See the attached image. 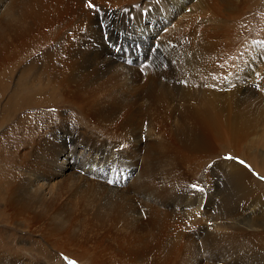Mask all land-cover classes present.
Segmentation results:
<instances>
[{
	"label": "bare ground",
	"instance_id": "1",
	"mask_svg": "<svg viewBox=\"0 0 264 264\" xmlns=\"http://www.w3.org/2000/svg\"><path fill=\"white\" fill-rule=\"evenodd\" d=\"M138 1L12 0L3 11L0 21V124L10 121L13 125L9 129L11 134L24 133V136H18L15 145L26 137L28 141L33 140L34 129L43 128L41 136L44 146L26 157L31 161L29 166L26 163L14 170L10 169L12 165L6 164L7 176L3 182L0 181V202H5V211L0 208V221L11 222L10 225L25 233H29L27 230L37 225L35 223H40L38 232L42 239L47 240L45 243L53 242V248L58 246L59 249L48 252L46 246L40 245L37 249L43 261L27 262L24 256L20 257L12 251L10 236L4 235L0 238V264H66L56 255L65 256L69 261L75 259L77 263L81 260V264H190L189 245L184 247L188 249L187 255L183 259L178 257L184 250L182 243L178 242L181 239L180 223L191 225L190 216L200 213L195 211V214L190 215V211H187L191 203L190 195L182 194L184 202L177 201L175 206L185 213H170L168 222L156 218L162 214L161 205L165 204V201L160 203V199L167 197L174 201L176 195L173 190L143 184L145 170L156 166L161 168L162 164L154 158L156 150L150 153L147 150L159 147L160 144L150 139L154 133L150 124L136 125L133 124L134 118H130L134 115V111L132 115L129 114L133 108L130 102L136 100L139 90L164 91L167 96L169 93L165 90L171 86L172 89L181 87L177 94L183 95L184 101L192 102L191 107L171 115L178 120L175 127L178 145L184 147L182 151L190 155V161L195 165L197 161L218 159L214 156L223 157L227 150H233L245 158L247 166L223 161L208 167L216 178L228 175L227 184L231 194H225L222 198L228 215L240 212V205L248 203V195L254 186L257 190L255 178L251 180L254 183H251L248 177L253 171L264 176V154L252 157L255 150L264 145L263 141H257V138H264V128H261L264 127V71L259 70L260 67L257 68L255 60L250 57L255 56L252 47L244 58L240 55L249 69L246 71L245 68L227 87L216 80L215 90L191 94L190 87H187L190 75L202 74L208 77L207 71L215 75L223 71V80L225 74L233 72L230 68L212 71L207 66L210 65L207 63L209 57L217 55L214 42L216 35L213 33L208 36L209 31L199 25L194 14L181 16L180 12H173L182 0H165L149 12L145 9L148 12L146 17L135 5ZM190 1L186 0L189 4L193 2ZM204 1L205 4L197 1L196 5L191 6L214 12L220 9L236 11L239 8L235 0ZM254 4L255 0H247L249 12ZM92 5H96V8L93 6L94 10L91 9ZM190 8L186 7L185 10ZM177 14L179 22L170 26V17ZM133 15L136 18L134 20ZM159 17H163L162 21L165 22H157L155 19L161 20ZM226 23L229 26L225 27V32H232L231 28L243 32L248 28L244 25H250L242 24V19L231 17ZM159 29L163 32L160 33ZM161 34L166 35L163 37ZM191 37L195 40L190 41ZM120 45L121 50L124 49L123 54L117 49ZM145 46L150 48L143 50ZM174 46L179 49L177 54L173 50ZM138 48L143 52V57L137 61L139 65L135 68L134 55L139 51ZM202 50L204 55L201 57ZM121 56L125 60H121ZM131 85L138 91L133 90ZM197 85L199 81L196 78ZM120 110L122 114H128L117 128L123 129L125 138L128 136L129 141L138 148L136 156H144L147 163L141 168L144 171H139L131 179V169L127 166L124 170L118 169L115 164L122 163L121 155L110 156L105 148L93 147L92 137L80 130L84 123L94 119L99 132L109 136L111 134L101 126L107 121L109 123ZM188 115H191L192 129L189 128ZM139 116H136V120ZM2 152L5 150L0 149V158L5 155L6 162H10V155ZM108 161L114 162L109 171L106 167ZM31 167L37 171L45 168L47 172L39 175L33 171L22 180L19 169L26 173L32 171ZM125 170H129V173ZM91 173H100L98 177L106 183L96 180V176H87ZM107 174H110L108 178ZM111 174L125 177L128 180L127 187L116 188ZM57 177L63 180L56 181ZM36 178H44L46 182H32ZM130 186L141 193L149 189L151 199H158H149L148 205L142 203L141 207H137L127 199L131 193L124 192ZM28 189L32 192L26 194ZM63 197L70 204L61 202ZM116 198H125L129 204L113 203ZM170 200L166 205L172 207ZM193 200L203 204L202 198ZM153 201L159 203L158 210ZM74 209L94 216L101 224L102 221L109 223L110 220L106 218L112 219L113 211L116 210L118 218L131 225L136 232L125 231L120 241L116 240L122 243L123 249H111V245L102 246L103 242H97L98 246L94 249L93 245L82 249L84 256L74 257L69 249L74 243L76 246L79 242L83 244V241H79V234L74 235L69 229L71 220L76 219ZM142 209L148 215L152 214L153 222L147 223V231L140 219ZM243 214L248 218L247 226L254 233L264 232V222L250 221L252 208ZM175 220H180V223H173ZM213 233L214 229L207 239H203L210 241L207 248L209 251L204 250L208 260L206 264H264V234L255 233L252 237L251 254L239 251L236 255H230L225 252L219 254L223 250H217L223 246L226 238L222 236L213 239ZM228 243L226 246L224 243V249L228 248Z\"/></svg>",
	"mask_w": 264,
	"mask_h": 264
},
{
	"label": "rangeland",
	"instance_id": "2",
	"mask_svg": "<svg viewBox=\"0 0 264 264\" xmlns=\"http://www.w3.org/2000/svg\"><path fill=\"white\" fill-rule=\"evenodd\" d=\"M11 1L12 0H0V21L2 19L3 11L5 10L7 5ZM164 1L165 0H140L135 5L138 7L139 11L142 12V15L146 17L149 11L159 6L160 4L164 3ZM169 1L172 2V0H169ZM182 1L180 2V4H178L177 7H174L175 9H173V12H177V13L180 12L179 14H181V16L194 14L198 18L199 25L204 26L209 31L208 36L212 35L213 33L216 35L214 42L217 45L216 47L217 55L215 57H212V56L209 57V62L207 63H209L210 65H207V66L208 67L210 66V69L212 71H217V70L222 71L224 68H230L233 71L230 74H225V77H223V80L221 78V73L223 71L219 73L218 75L211 74L207 71L208 77H205L202 74L190 75V84L187 85V87H190L191 94L203 93L209 90H215L216 80L217 82L227 87L230 84V82H232L237 76L242 74V71L246 68L245 62L242 60L240 55H242V57L244 58L245 55H247L248 52L251 51L250 47H252V51L255 53V56H250V55L249 56L253 60H255L257 68L260 67L259 70L264 71V66H262V63H264V48H261L262 45L264 46V0H255V4L250 12L248 11L247 0H235V2H237L239 5L238 10L236 11H227V10L220 9L218 10V12H214L212 10H200V9H197L191 6V5H196L197 1L200 4H205L204 0H191L193 2L190 4L187 3L186 0H182ZM215 1L216 0H214V2ZM109 3L110 2L107 3V6ZM96 5H92L91 9L93 8L92 10H94V7L96 8ZM186 7H191V8L188 10H185ZM145 9H148V12L144 11ZM179 14L170 17L169 19L171 21L170 26H174L175 24L179 22V19L178 20L176 19V17H178ZM229 17L242 19V24H250V25H244L245 28L247 27L248 28L244 30L243 32H237L235 28H231L232 32H229V31L225 32L224 31L225 27L229 26V24L226 23ZM159 18L161 20H158V19H155V20L161 23L165 22V21H162L163 17H159ZM134 19L136 18L133 15L132 20ZM212 25H215L213 29L211 28ZM159 32L162 33L163 31L159 29ZM165 35L166 34H161V36L163 37ZM194 40L195 39H193V37L190 38V41H194ZM248 44L249 46H247ZM147 48H150V46L143 47V50ZM117 49L121 50V45L118 46ZM123 50H121L122 54L124 53ZM138 50L139 51L134 55L135 63L133 65L135 68H138V65H139L138 62L143 57V52L140 51L141 49L138 48ZM173 50L176 54L179 52V49H177L175 46L173 47ZM202 53L203 54L201 55V57L204 55L203 50H202ZM121 57H122L121 60H125L123 56ZM248 69L249 68H246V71ZM143 72L144 71H142V75L144 74ZM196 78L199 81V85L197 86H196ZM131 87L133 90L138 91V89L134 87L133 85H131ZM179 88L181 87L172 89V86H171L169 90H165L167 93H169V95L167 96L164 95V91L139 90L136 93L137 95L136 100L130 102L133 105V108L132 110H130L129 114L135 115V116L134 115L130 116V118L132 117L134 118L133 124L143 125V124L149 123L150 127H152L151 129H153V132H154L150 139L155 140L156 142L160 143L159 147H156L157 149L154 147H151L150 149H147V150L149 151V153L152 152L153 150H156L154 153V158L160 160L162 167L160 168L156 166L152 169H146L144 172L145 181L143 184L144 186L148 185L149 187H152V188L173 190L174 195H176L175 196L176 200L174 201L170 200L167 197L160 199V203L165 201V204L164 206L160 204L161 210L163 209L161 211L162 214H158L156 218H158V221L166 220L168 222L170 218L169 217L170 213L173 214L176 211L180 214L185 213L183 209L177 208L175 204L177 203V201L179 203L184 202L182 199V194L190 195L191 203H190V208L187 211L188 212L190 211V215L192 213L195 214V211L196 213L199 212L201 215L197 214V215L190 216L191 218H190L189 224L191 225L184 226L182 223H180V220L173 221V223H180L183 229V230L180 229L181 239H179L178 242H180V244L182 243L181 245L183 248L187 247V245L191 247L190 264H195V263L196 264H206L205 262L208 261L207 254L205 251H209L207 248H208L210 241H204L203 239L204 238L207 239L208 235L211 233V230L213 229H214V233L211 235L213 239H215L216 237L224 236L223 239L225 238L227 239V241L226 239L224 240L225 242L223 241L225 243V246L229 242L228 248L226 249H224V243H222L223 246L220 247L217 251H222V250L223 251L220 252L219 254H222L223 252H225V253H230V255H236L239 251H245L246 253L251 254L253 250L252 251H249V250L251 248L250 242L252 241V237H254L255 233L264 234V232L258 231L254 233L253 230H251V227L249 225L247 226L246 223L248 221V218L244 215L245 213L243 214V212H248L249 209L251 210L252 208L253 216L250 219V221H257L258 223L264 222V218H263L264 176L257 171H253V173L252 172L250 173V177H248V180H250L251 183H254L251 180H253V177L255 178L258 191L256 190V187L254 186V189H252V192L248 195L249 197L248 203L243 202L242 205H240L242 210L240 209V212L237 211L238 213H235L233 215H228L227 208L224 207V203L222 199L224 198L223 196L225 194H231V192L228 189L229 186L227 184L228 175L227 174L223 176L220 175L221 178L219 177L216 178L213 172L210 171V169H208V167H211L216 162L220 163L223 161H225V163L226 161H233L237 163V165H246V166H247V162H245V158L241 157L242 155H240L239 153L238 154L234 153L233 150L232 151L227 150L226 152L227 154L224 155L223 157L214 156V158H218L216 160L209 158L207 161L206 160L205 161L201 160V162L197 161L196 165H200V166H196L192 161H190V155L182 151L184 150L183 146L178 145V139L175 137V134H176L175 127H176V124L178 123V120L174 119L171 115V114L177 115V112L179 110L191 107V104H192V102L188 103L184 101L183 95L179 96L177 94ZM126 92H127V87L125 89V93ZM221 92H225V91H221ZM258 96H259V93H258ZM128 97L130 98L129 95ZM51 105H54V104H51ZM134 105H136V107ZM122 113L120 110L119 114L117 116L114 115V117L109 123L107 121L106 123H104L105 125L103 124L101 126V128L105 129L106 132H108V134H111L109 136L104 135L99 132V129L97 128L98 125H96L97 122H95L94 119L88 120L86 124L84 123V125L82 126V129L80 130L85 132L90 137H92L93 147L105 148L109 152L108 154L110 156L114 154H117L118 156L121 155L122 163L118 162L119 164L118 163H115V164L118 165V169L124 170L126 166L129 169H131V177H130L131 179L133 176L137 175V173L142 170L141 168H143L144 165H147V163H146L144 156L143 157L136 156V152L138 151V148L135 146L134 143L129 141L128 136L127 138H125V135H123L125 134L123 129L117 128V125L122 124L124 121V117H126V115L128 114V113L127 114L126 113L122 114ZM136 116H139V118L137 117V120H136ZM187 119L189 123V128L192 129L193 122L191 120V115H188ZM6 122L3 124H0V149L5 150V152H2V153H8L10 155V158H12V160L10 162H6L7 157L5 155H2L0 158L1 159L0 160V165H1L0 181L2 182H3V179L7 176V172H8L7 165H10V166L12 165L10 169H14V170H17L20 166L26 163L29 166L31 164V161H28L26 157L30 153L34 154L38 150H41L44 146L43 135L41 136L42 132L44 131L43 128H40L37 130L36 128L34 129L35 137L33 140L28 141V138L26 137L18 145H15L14 143L18 140V136H24V133H19L18 135L11 134L9 129L13 127V125L12 123H10V121H6ZM261 128L263 129L264 127H261ZM38 136H40V138ZM257 141L264 142V138L262 139L257 138ZM165 150H167L166 153H164ZM168 152H172V154ZM261 154H264V145L261 147L259 146V148L256 149L255 152L253 153L252 157L256 158L258 155H261ZM16 157L18 158L15 161ZM113 164H114L113 161H108V163L106 164V167H108L107 171L112 170ZM31 169L32 171H29L26 173L24 172L23 169H19L22 173V180H24L27 174H30L33 171L37 172L39 175H44L45 172H47L45 168H42L39 171L34 170L32 167ZM208 170L210 173L208 172ZM125 171L129 173V170H125ZM70 173L71 172H69V174ZM99 174L100 173H97V174L91 173L90 175H87V176H94V178L96 176L95 179L96 180L98 179V181L101 182L102 180L98 177ZM103 175L105 176L106 174H103ZM111 175L114 176L116 188H126L127 187L126 184L128 180L125 177L119 174H116V175L111 174ZM109 176L110 174H107L106 178H108ZM60 180H63V179H60L59 177H57L56 181H60ZM32 182L42 184L46 182V179L36 178ZM104 182L105 181H102V183ZM127 191L131 193L130 196L127 197V199H129V201L132 204H135L137 207H141L142 203H145L148 205L150 200L158 199V198L151 199L149 189L141 193L139 191H136L135 188H132V186H130L124 192H127ZM30 192H32V190L28 189V192H26V194H29ZM197 194L198 196L196 197ZM254 194H257V195H254ZM195 198H202L203 204L201 205L198 204L195 200H193ZM169 200L173 204L172 207H169L166 205L167 204L166 202H168ZM61 202L70 204V202L66 200V197H63L61 199ZM113 203L129 204V202L125 198H116L113 200ZM153 203H155V201H153ZM0 204H1L0 208L4 210L5 202H0ZM155 207L158 210L159 203L157 204L155 203ZM254 207L256 208L254 209ZM170 209H173V210H170ZM192 209L194 212L192 211ZM218 211H220V213ZM9 212L10 211H8V213ZM83 213L74 209V214H76L75 215L76 219L74 221L71 220L72 225L70 222L71 226L69 225L70 228L68 227L69 229L72 230L74 235L79 234V237H80L79 241H83V244H81L80 242L79 243L77 242L78 243L77 246L74 243V246H72L71 249H69L74 257L83 255L82 249L84 250L85 246L87 248H90L93 245V249L96 248L98 246L96 245L97 242L99 244L103 242L102 246L111 245V249L120 248V247L121 249H123L122 243L117 242L116 240L120 241V237L125 231L126 233L136 232L135 230H133L131 225L126 224L124 221L118 218L116 210L113 211V215L111 217L112 219H110L109 217L106 218L110 220L109 223L102 221L103 222L102 224H101V221H97L94 218V216L89 215V214L86 215V213L85 214ZM142 214L143 215H140L141 216L140 219L142 221V224L145 227V231H147L148 224H152L153 222L152 221L153 219L151 217L152 214L148 215L147 211L144 212L143 209H142ZM201 216L202 217L204 216V218H202ZM198 219L200 220L198 221ZM97 223L98 224L100 223V225H98ZM10 224L11 222L0 221V238L4 235L10 236L9 237L10 244L12 243L11 244L12 246L11 245L10 246L12 248V251L17 252L15 254H18L20 257L21 255L24 256V258L27 259V262L43 261L40 258V251L37 249L40 245L46 246V248L48 249V252H52V249L54 251H57L59 249L58 246H55V248H53L52 246L53 242L45 243V241L47 240L42 239V236H40L38 232V230L40 229L39 227L40 223H35L37 225L27 230L28 232L30 231L29 233L20 232V230L16 229L15 226L10 225ZM37 226L39 228H37ZM210 227L212 229L210 231L207 230V229H210ZM32 248H35L37 250L36 251L30 250ZM182 252L180 256L178 257L184 258L185 255H187L188 249L184 248ZM56 256L58 259L65 261L66 264H81L80 263L81 260H78L79 263H77L75 259L73 261H69L68 258H66L65 256L64 257L62 255H56ZM180 258H179V261H181ZM91 262L93 263V261Z\"/></svg>",
	"mask_w": 264,
	"mask_h": 264
}]
</instances>
